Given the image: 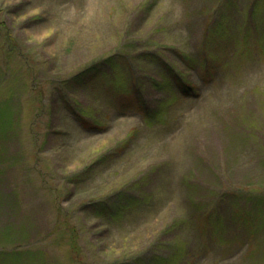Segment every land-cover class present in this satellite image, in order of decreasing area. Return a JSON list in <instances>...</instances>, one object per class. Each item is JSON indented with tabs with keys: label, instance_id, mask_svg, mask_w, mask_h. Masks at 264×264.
Instances as JSON below:
<instances>
[{
	"label": "rangeland",
	"instance_id": "374dc122",
	"mask_svg": "<svg viewBox=\"0 0 264 264\" xmlns=\"http://www.w3.org/2000/svg\"><path fill=\"white\" fill-rule=\"evenodd\" d=\"M121 263L264 264V0H0V264Z\"/></svg>",
	"mask_w": 264,
	"mask_h": 264
},
{
	"label": "trees",
	"instance_id": "16d2710c",
	"mask_svg": "<svg viewBox=\"0 0 264 264\" xmlns=\"http://www.w3.org/2000/svg\"><path fill=\"white\" fill-rule=\"evenodd\" d=\"M109 67L110 65L108 63L106 68H109ZM102 71H103V66L101 63L93 64L90 67H86L83 71L77 73L76 75H73L69 80L65 81L64 84L65 85L70 84L74 89L81 87V86H86L96 81L100 77ZM74 89L72 91H74ZM185 89L186 91H188L187 88ZM124 263H121V264H124Z\"/></svg>",
	"mask_w": 264,
	"mask_h": 264
}]
</instances>
